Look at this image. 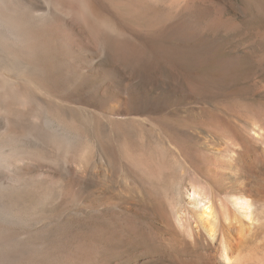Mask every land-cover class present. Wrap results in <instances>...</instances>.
<instances>
[{"label": "rangeland", "instance_id": "1", "mask_svg": "<svg viewBox=\"0 0 264 264\" xmlns=\"http://www.w3.org/2000/svg\"><path fill=\"white\" fill-rule=\"evenodd\" d=\"M208 203L264 247V0H0V264H225Z\"/></svg>", "mask_w": 264, "mask_h": 264}, {"label": "bare ground", "instance_id": "2", "mask_svg": "<svg viewBox=\"0 0 264 264\" xmlns=\"http://www.w3.org/2000/svg\"><path fill=\"white\" fill-rule=\"evenodd\" d=\"M245 205L247 211V202ZM192 216L194 217L195 226L187 221L188 235L196 239L198 236L197 231H199L209 240H216L219 244V256L225 264H259L261 258H264V247L257 242V239L250 236V228L244 225L243 220L238 216L233 215L232 220L229 215L225 217L226 221L235 222L236 227L231 231L234 232L233 234L230 233L229 226L220 229L218 232L213 204L208 203L202 209L193 211ZM179 217H182L181 214Z\"/></svg>", "mask_w": 264, "mask_h": 264}]
</instances>
